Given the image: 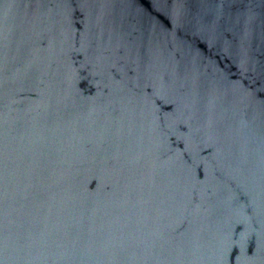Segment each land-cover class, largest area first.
<instances>
[{"label": "water", "instance_id": "obj_1", "mask_svg": "<svg viewBox=\"0 0 264 264\" xmlns=\"http://www.w3.org/2000/svg\"><path fill=\"white\" fill-rule=\"evenodd\" d=\"M0 264H264V0H0Z\"/></svg>", "mask_w": 264, "mask_h": 264}]
</instances>
